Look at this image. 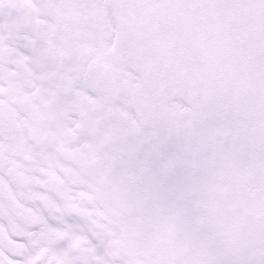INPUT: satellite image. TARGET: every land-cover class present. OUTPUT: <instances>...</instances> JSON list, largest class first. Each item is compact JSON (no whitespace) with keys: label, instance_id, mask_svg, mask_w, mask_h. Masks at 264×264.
<instances>
[{"label":"snow or ice","instance_id":"6c2138e0","mask_svg":"<svg viewBox=\"0 0 264 264\" xmlns=\"http://www.w3.org/2000/svg\"><path fill=\"white\" fill-rule=\"evenodd\" d=\"M0 264H264V0H0Z\"/></svg>","mask_w":264,"mask_h":264}]
</instances>
